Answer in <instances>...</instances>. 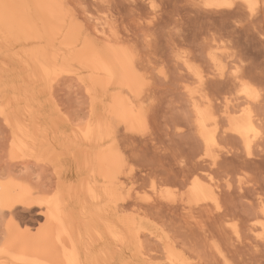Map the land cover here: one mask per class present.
I'll return each instance as SVG.
<instances>
[{"label": "bare ground", "instance_id": "6f19581e", "mask_svg": "<svg viewBox=\"0 0 264 264\" xmlns=\"http://www.w3.org/2000/svg\"><path fill=\"white\" fill-rule=\"evenodd\" d=\"M106 1L0 0V264H207L156 225L161 201L179 205L191 218L210 209L223 228L241 238L237 224L219 214L215 168L224 140L234 137L249 150L262 139V120L254 110L262 93L234 62L231 44L212 23L200 43L201 63L176 51L172 42L173 64L184 71L182 95L202 152L196 167L183 171L181 193L153 184V199L145 203L153 207L125 203L121 194L134 156L120 147L119 133H150L153 60L128 45L115 18L93 16L90 7L98 9ZM143 1L158 12L155 0ZM188 3L207 15L236 4L255 16L260 0ZM158 73L166 78L164 67ZM65 79L75 80L86 97L83 122L72 119L54 98V85ZM214 79L226 80L222 83L229 88H210ZM36 169L50 172V189H42L46 181L33 176ZM225 185L231 187V177ZM152 209H159L157 217H150ZM31 214L34 220L26 223L24 217ZM257 218L254 225L264 230V206ZM202 234L213 239L206 229ZM211 247L220 251L215 240ZM224 264L232 263L225 258Z\"/></svg>", "mask_w": 264, "mask_h": 264}, {"label": "rangeland", "instance_id": "374dc122", "mask_svg": "<svg viewBox=\"0 0 264 264\" xmlns=\"http://www.w3.org/2000/svg\"><path fill=\"white\" fill-rule=\"evenodd\" d=\"M131 1L107 0L105 4L98 5V9L97 5L90 7L97 19L115 18L120 35L128 45L153 60V68L148 72L153 79L155 102L149 120L150 133L146 137L129 136L124 132L121 135L122 130L119 133L120 147L127 150H124L126 156H134H131L128 164L132 176L126 181L121 196L126 197L125 203L151 208L153 206L148 207L145 203L153 199V184L179 194L185 186L182 184L183 171L196 167L202 145L197 140L189 108L182 95L181 73L184 71L182 67L174 66L170 45L174 42L176 51L193 55L201 63L198 58L201 56L200 43L209 36L212 23L218 35H224V40L231 44L230 52L236 59L234 62L241 66L248 80L262 93L261 102L254 106L262 120V139L249 150L234 137L224 140L221 143L224 152L215 168V176L221 184L219 214L229 218L225 217L229 223L237 224L241 238L236 240L230 231L223 228L221 218L210 209L195 214L192 219L179 205L164 201L154 202V205L160 203L162 206V217L157 219L156 225L162 226L165 232L167 230L190 251L200 254L207 264H224L225 258L232 264H264V230L259 224L254 225L259 219L260 208L264 206V0L257 5L255 16H250L246 9L236 4L221 8L217 14L207 15L197 12L188 0H155L157 13L151 12L143 0H133L134 5ZM208 16L214 21L211 22ZM161 67L166 70V78L158 73ZM218 81L221 80H216L209 87L229 88L224 84L226 80L221 84ZM53 95L72 119L77 122L85 120L87 100L75 80H60L54 85ZM125 137L129 141H125ZM207 166L208 162L202 163L201 170ZM148 172V175H144ZM37 174L46 181L44 185L40 182L42 189H50L53 185L50 172L36 169L33 176ZM227 177H231L230 188L225 185ZM240 178L243 180L239 183ZM154 210L149 212L152 218L157 217L156 212H159V209ZM31 215L24 217L26 223L34 220V215ZM3 221L0 218L1 238ZM218 223L222 229L218 228ZM167 225L168 228L165 227ZM202 228L213 234L212 240L204 238ZM214 240L220 245L219 252L211 247ZM153 243L148 242L151 246ZM157 256L156 261L161 262L160 254Z\"/></svg>", "mask_w": 264, "mask_h": 264}, {"label": "snow or ice", "instance_id": "6c2138e0", "mask_svg": "<svg viewBox=\"0 0 264 264\" xmlns=\"http://www.w3.org/2000/svg\"><path fill=\"white\" fill-rule=\"evenodd\" d=\"M225 7H230V5H224ZM255 8V5L254 4H252V3H250L249 4V9L250 10H252V9H254Z\"/></svg>", "mask_w": 264, "mask_h": 264}]
</instances>
